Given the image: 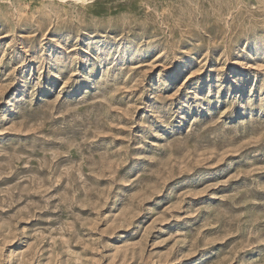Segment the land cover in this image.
<instances>
[{
	"label": "rangeland",
	"instance_id": "rangeland-1",
	"mask_svg": "<svg viewBox=\"0 0 264 264\" xmlns=\"http://www.w3.org/2000/svg\"><path fill=\"white\" fill-rule=\"evenodd\" d=\"M0 264H264V0H0Z\"/></svg>",
	"mask_w": 264,
	"mask_h": 264
}]
</instances>
